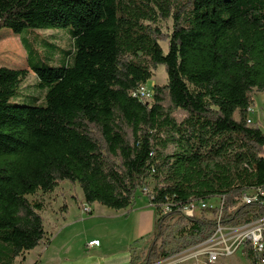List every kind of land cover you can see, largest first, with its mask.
I'll return each instance as SVG.
<instances>
[{"label": "trees", "instance_id": "obj_1", "mask_svg": "<svg viewBox=\"0 0 264 264\" xmlns=\"http://www.w3.org/2000/svg\"><path fill=\"white\" fill-rule=\"evenodd\" d=\"M167 19L170 33L158 26ZM63 27H72V61L27 59L46 104L11 103L28 71L0 67V264L46 238L41 205L27 195L66 180L88 205L132 208L144 187L157 213L171 203L144 258L129 264L169 259L219 224L264 217L262 199L233 209L264 188V130L248 122L253 93L264 91V0H0V30ZM159 65L168 81L152 102L133 96ZM215 197L220 221L184 214ZM243 252L258 263L250 242Z\"/></svg>", "mask_w": 264, "mask_h": 264}, {"label": "rangeland", "instance_id": "obj_2", "mask_svg": "<svg viewBox=\"0 0 264 264\" xmlns=\"http://www.w3.org/2000/svg\"><path fill=\"white\" fill-rule=\"evenodd\" d=\"M172 25L171 19L161 20L158 24L165 33L172 31ZM12 36H15L18 48L13 47ZM162 45L167 53V42H163ZM73 52L72 27L25 29L22 33H15L10 28L1 29L0 67L23 68L28 71L10 102L32 105L35 102L34 97L39 96L42 104H46L45 90L37 86L38 77L28 65L29 56L31 63L48 60L51 64L63 65L67 60L72 61ZM167 81L166 67L159 65L146 85L150 91H153L155 85H164ZM149 102H152V97ZM261 122L260 125L264 127V111ZM148 187L151 189L154 187L153 180L149 182ZM82 195L81 187L78 184L73 185L67 180L60 183L53 192L44 193L39 190L36 194L27 195L31 202L41 205L40 213L45 219L44 226L47 237L41 242L39 248L23 252L17 257L18 264H33L38 259H41L43 264H65L80 261L88 253L85 246L88 244L87 240L92 237L101 240L102 253L123 251L129 247L128 242L132 236L131 225L134 224L132 214L139 209L140 211H153L152 214L155 215V221L152 215L150 225L152 233L140 235L138 240L130 246L132 254L144 258L155 238L157 217L163 215L162 212L157 213L155 207L147 205L149 198L140 191L132 208L117 210L98 204L93 211L86 212ZM76 197L79 201L76 200ZM175 219H169L165 223L174 225ZM157 244H161V239L157 241ZM197 253L196 250H184L170 259L156 260L154 264H196V261L202 257L206 259L203 255L195 256ZM186 254L187 256H185ZM243 254L241 250H238L233 257L229 258L230 264H250V260Z\"/></svg>", "mask_w": 264, "mask_h": 264}, {"label": "built area", "instance_id": "obj_3", "mask_svg": "<svg viewBox=\"0 0 264 264\" xmlns=\"http://www.w3.org/2000/svg\"><path fill=\"white\" fill-rule=\"evenodd\" d=\"M132 95L149 102V99L151 97L153 98V91H150L146 83H144L140 84L138 88L132 92ZM248 122L252 121L248 118ZM141 191L142 194L148 197V189L146 187ZM259 199H262L261 201L264 202V188L258 187L250 189L243 193L241 197L237 198V204L233 209L238 208L244 203L256 202ZM170 206L171 203L164 205L162 213L164 214L170 211ZM222 207L223 201L220 197L199 199L184 205L183 212L186 216H206L207 218L220 221L223 214ZM214 208L217 210L216 213L212 211ZM84 210L86 212H91L88 206H85ZM246 242L251 243L258 257L257 264H264V217L249 222H241L236 225L219 224L212 237L198 245L185 249V251L196 250L198 253L195 256L203 255L206 257L205 264H219V261L223 257L234 255L239 249L243 251ZM98 245H100V240H93L88 243L90 247ZM187 254L185 256H187Z\"/></svg>", "mask_w": 264, "mask_h": 264}, {"label": "crops", "instance_id": "obj_4", "mask_svg": "<svg viewBox=\"0 0 264 264\" xmlns=\"http://www.w3.org/2000/svg\"><path fill=\"white\" fill-rule=\"evenodd\" d=\"M263 111H264V91H255L253 93V103L251 105V109H250V113H249V119L253 123L259 125L262 130H264V127L261 126L260 124L262 123L261 118H262ZM82 199H83L84 205L88 206L91 211H93L95 209V206H97L99 204V203H94L92 205H88L87 203H85L83 195H82ZM147 205L150 207H153L150 203V200H149ZM152 212L151 211H140V209H139V211L133 212L132 216L134 219V224L131 225V231H132L131 240H129V242H128L129 247L125 248L123 251H115V252H111L109 254L102 253V249H101L102 242H101V240L98 239L97 237H92V238H89L87 240V243H89L90 241H93V240H100V245L90 247V246H88V244H86L85 247H86L88 253H86L84 255V259H82L80 261H72V262L65 263V264H129L131 256H132V252L130 251V249H131L130 246L132 244H134V241L138 240V237L140 235H144L146 233H152L151 228H150V225L152 223V215H153V218L155 221V215H154V213L152 214ZM46 237H47V234H46ZM44 240H46V238ZM37 248H39V246H37L35 249H37ZM239 250L242 251V249H239ZM27 252H29V251H27ZM233 256L234 255H231L228 257H223L219 261V264H230L229 258H231ZM196 262H197L196 264H205L206 259H203V257H202V259H200ZM15 263L18 264L17 258H16ZM232 263H234V262H232ZM42 264H43V262H42ZM234 264H236V263H234ZM250 264H253V263L251 262Z\"/></svg>", "mask_w": 264, "mask_h": 264}]
</instances>
